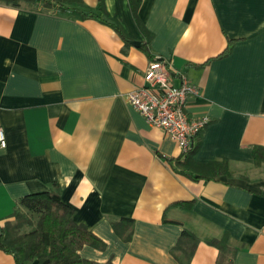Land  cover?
<instances>
[{"label":"crops","instance_id":"crops-1","mask_svg":"<svg viewBox=\"0 0 264 264\" xmlns=\"http://www.w3.org/2000/svg\"><path fill=\"white\" fill-rule=\"evenodd\" d=\"M103 1L138 45L96 19L0 0V229L19 197L56 181L73 219L106 244L83 245L85 258L178 264L170 248L187 228L198 238L192 264H216L207 240L223 234L230 264H264V162L250 151L264 147V0H140L150 55L129 0ZM154 57L174 83L180 71L198 88L187 111L209 121L192 159L226 160L228 172H179L165 159L181 154L175 141L125 101ZM121 217L132 221L127 241L110 223ZM0 264L16 262L0 249Z\"/></svg>","mask_w":264,"mask_h":264},{"label":"trees","instance_id":"trees-1","mask_svg":"<svg viewBox=\"0 0 264 264\" xmlns=\"http://www.w3.org/2000/svg\"><path fill=\"white\" fill-rule=\"evenodd\" d=\"M18 6L27 3L40 10L77 15L81 19L92 18L111 26L117 34L129 43L121 25L112 19L105 9L104 1L97 0L95 7L87 6L83 0H3ZM131 12L143 34L139 47L150 55V34L136 15L140 0H129ZM229 42L222 56L231 48ZM157 59V58H152ZM199 143H191L189 149L177 157H165L179 172L189 173L194 178L213 179L228 172L226 160L195 162L192 154ZM255 163L264 162V147L253 145L250 149ZM174 205H190V201H174ZM74 210L62 201L59 184L52 181L45 191L25 194L17 199L10 217L0 229V249L13 255L16 264H113L111 259L97 262L79 254L83 245L104 249L105 242L85 224L73 219ZM35 216V219H33ZM169 220V219H165ZM174 221V220H171ZM115 233L123 241L131 238L133 225L129 218L110 221ZM208 243L218 249L216 264H230L232 251L227 243V235L211 238ZM198 243L195 233L183 228L175 244L170 248L171 255L178 264H192V255ZM230 256V257H229Z\"/></svg>","mask_w":264,"mask_h":264},{"label":"built area","instance_id":"built-area-1","mask_svg":"<svg viewBox=\"0 0 264 264\" xmlns=\"http://www.w3.org/2000/svg\"><path fill=\"white\" fill-rule=\"evenodd\" d=\"M173 75L162 60H151L143 73L145 83L125 93L124 99L148 123L161 128L184 153L209 118L207 115L189 114L188 100L198 95V88L183 72H176L178 83H174ZM5 144V135L0 126V148Z\"/></svg>","mask_w":264,"mask_h":264},{"label":"water","instance_id":"water-1","mask_svg":"<svg viewBox=\"0 0 264 264\" xmlns=\"http://www.w3.org/2000/svg\"><path fill=\"white\" fill-rule=\"evenodd\" d=\"M130 43L134 44V45H138L139 41L138 40H130Z\"/></svg>","mask_w":264,"mask_h":264},{"label":"rangeland","instance_id":"rangeland-1","mask_svg":"<svg viewBox=\"0 0 264 264\" xmlns=\"http://www.w3.org/2000/svg\"><path fill=\"white\" fill-rule=\"evenodd\" d=\"M33 219H35V216H33Z\"/></svg>","mask_w":264,"mask_h":264}]
</instances>
